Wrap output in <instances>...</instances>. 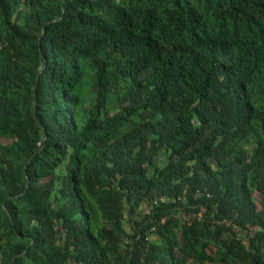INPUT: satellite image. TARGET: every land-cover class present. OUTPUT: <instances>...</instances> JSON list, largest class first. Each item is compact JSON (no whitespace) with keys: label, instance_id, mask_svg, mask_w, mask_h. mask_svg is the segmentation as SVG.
<instances>
[{"label":"trees","instance_id":"16d2710c","mask_svg":"<svg viewBox=\"0 0 264 264\" xmlns=\"http://www.w3.org/2000/svg\"><path fill=\"white\" fill-rule=\"evenodd\" d=\"M0 264H264V0H0Z\"/></svg>","mask_w":264,"mask_h":264},{"label":"rangeland","instance_id":"374dc122","mask_svg":"<svg viewBox=\"0 0 264 264\" xmlns=\"http://www.w3.org/2000/svg\"><path fill=\"white\" fill-rule=\"evenodd\" d=\"M154 239H157L156 237H154Z\"/></svg>","mask_w":264,"mask_h":264}]
</instances>
